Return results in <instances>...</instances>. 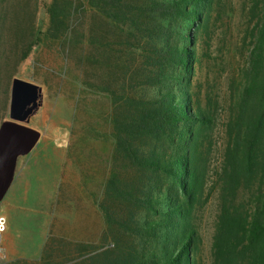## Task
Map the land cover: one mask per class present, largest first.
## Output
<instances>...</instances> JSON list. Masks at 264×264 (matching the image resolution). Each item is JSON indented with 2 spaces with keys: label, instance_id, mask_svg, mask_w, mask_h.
<instances>
[{
  "label": "trees",
  "instance_id": "trees-1",
  "mask_svg": "<svg viewBox=\"0 0 264 264\" xmlns=\"http://www.w3.org/2000/svg\"><path fill=\"white\" fill-rule=\"evenodd\" d=\"M221 2L51 1L49 36L75 40L74 25L81 6L87 5L95 20L100 16L127 39L142 43L136 68L127 64L122 83L118 79L101 87L106 111L98 113L95 99L96 122L102 119L110 142V170L102 182V199H97L105 222L100 243L44 247L40 264H202L198 220L210 198L212 263L264 264V0L252 26L241 92L224 119L222 163L208 188L219 109L194 90V82L212 40V22L221 16ZM258 8L259 2L252 10ZM32 32L22 36L28 39ZM8 126L38 135L5 121L0 137Z\"/></svg>",
  "mask_w": 264,
  "mask_h": 264
},
{
  "label": "rangeland",
  "instance_id": "rangeland-1",
  "mask_svg": "<svg viewBox=\"0 0 264 264\" xmlns=\"http://www.w3.org/2000/svg\"><path fill=\"white\" fill-rule=\"evenodd\" d=\"M51 1L0 0V73L43 88L42 105L29 121L8 115L9 121L37 131L38 139L28 153L17 157L11 190L0 201V215L11 217V239L4 241L7 228L2 237L7 256L0 264H40L44 247L56 243L66 244L68 249L100 243L105 222L97 199H102V182L110 170V142L104 138L102 119L96 122L95 107L98 104V113L106 111L101 87L118 79L122 83L125 66L132 63L136 68L141 54L142 41L127 39L120 28L100 16L95 20V12L87 5L81 6L74 25L75 40L49 36L47 8ZM262 1L222 0L221 16L212 22V40L195 77L194 90L200 89L203 99L210 97L219 109L212 133L208 188L222 163L227 142L224 119L242 89L241 74ZM258 2L259 8L253 11ZM27 31H34L33 37L25 39L22 34ZM30 41H34L33 48L24 57ZM95 99L100 103L95 105ZM213 199L198 220L202 264H213ZM6 247L14 253L23 247L22 256H9Z\"/></svg>",
  "mask_w": 264,
  "mask_h": 264
},
{
  "label": "water",
  "instance_id": "water-1",
  "mask_svg": "<svg viewBox=\"0 0 264 264\" xmlns=\"http://www.w3.org/2000/svg\"><path fill=\"white\" fill-rule=\"evenodd\" d=\"M42 102L43 88L40 85L20 77L13 78L9 110L11 119L29 121ZM37 139L38 135L26 128L8 126L4 129L0 137V192L12 179L17 156L28 153Z\"/></svg>",
  "mask_w": 264,
  "mask_h": 264
},
{
  "label": "crops",
  "instance_id": "crops-1",
  "mask_svg": "<svg viewBox=\"0 0 264 264\" xmlns=\"http://www.w3.org/2000/svg\"><path fill=\"white\" fill-rule=\"evenodd\" d=\"M12 78H13V76H12ZM12 81H13V79H11V76H8L6 73H0V128H1V124L3 122L9 121L8 120V115H9V110H10L9 98L11 97ZM20 155H22V154H19L18 156H20ZM13 173H14V171H13ZM12 180H13V175H12V179L10 181L9 187H8L4 197H6L11 190L12 183H13ZM0 216H5L7 219L8 231L4 235V241L7 243L11 239V236H10L11 225H9V227H8V219L11 220V217H10V214L8 215L7 213H5L4 215H0ZM8 216H9V218H8ZM6 248H8V247H6ZM22 250H23V247H18L17 253H14L13 251H11L8 248L7 253L9 254V256H12V257L22 256V254H20L22 252Z\"/></svg>",
  "mask_w": 264,
  "mask_h": 264
},
{
  "label": "built area",
  "instance_id": "built-area-1",
  "mask_svg": "<svg viewBox=\"0 0 264 264\" xmlns=\"http://www.w3.org/2000/svg\"><path fill=\"white\" fill-rule=\"evenodd\" d=\"M6 230H7V219L5 216H0V260L5 259V257L7 256L4 247L2 245V237Z\"/></svg>",
  "mask_w": 264,
  "mask_h": 264
}]
</instances>
